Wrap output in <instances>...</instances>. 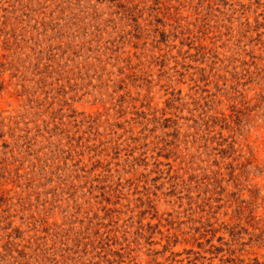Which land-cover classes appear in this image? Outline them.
Here are the masks:
<instances>
[{
  "label": "rangeland",
  "instance_id": "obj_1",
  "mask_svg": "<svg viewBox=\"0 0 264 264\" xmlns=\"http://www.w3.org/2000/svg\"><path fill=\"white\" fill-rule=\"evenodd\" d=\"M0 264H264V0H0Z\"/></svg>",
  "mask_w": 264,
  "mask_h": 264
}]
</instances>
